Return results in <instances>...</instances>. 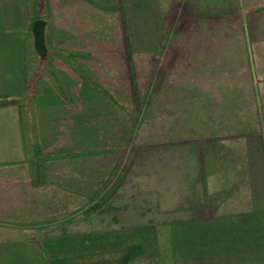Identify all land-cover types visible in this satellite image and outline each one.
Instances as JSON below:
<instances>
[{"label":"crops","instance_id":"1","mask_svg":"<svg viewBox=\"0 0 264 264\" xmlns=\"http://www.w3.org/2000/svg\"><path fill=\"white\" fill-rule=\"evenodd\" d=\"M124 162L120 245L264 264V0H0V263L45 264Z\"/></svg>","mask_w":264,"mask_h":264},{"label":"rangeland","instance_id":"2","mask_svg":"<svg viewBox=\"0 0 264 264\" xmlns=\"http://www.w3.org/2000/svg\"><path fill=\"white\" fill-rule=\"evenodd\" d=\"M98 152L99 156L106 155L104 150ZM104 168L107 172L106 167ZM127 169L126 162H124L118 167L117 175L113 171L107 177V174L104 176L100 165L93 166L92 182L96 188L91 204H88L87 199V207L80 206V214L76 215L75 231L68 234V231L66 233L65 230H62L61 239L46 244V252L42 255V257L45 256V264H131L135 259L138 261L135 264H148L151 261L152 253L149 252L148 247H137L138 243L143 244L142 241L135 242L126 238V242L122 246L118 243L120 241L116 234H122L123 231L101 228V210L105 206L106 209H110L111 204L114 206L117 203L116 190ZM140 232L146 236L145 232L149 231H136L135 235H130L131 239L136 237V241L142 240L139 237ZM0 264L22 263L2 262Z\"/></svg>","mask_w":264,"mask_h":264},{"label":"water","instance_id":"3","mask_svg":"<svg viewBox=\"0 0 264 264\" xmlns=\"http://www.w3.org/2000/svg\"><path fill=\"white\" fill-rule=\"evenodd\" d=\"M47 23L44 20H38L34 23L33 35L35 38V49L41 58L47 55L45 30Z\"/></svg>","mask_w":264,"mask_h":264}]
</instances>
